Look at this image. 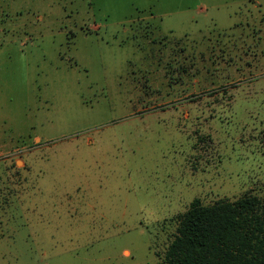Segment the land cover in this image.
Here are the masks:
<instances>
[{
    "label": "rangeland",
    "instance_id": "374dc122",
    "mask_svg": "<svg viewBox=\"0 0 264 264\" xmlns=\"http://www.w3.org/2000/svg\"><path fill=\"white\" fill-rule=\"evenodd\" d=\"M263 132L264 0H0V264H158Z\"/></svg>",
    "mask_w": 264,
    "mask_h": 264
},
{
    "label": "trees",
    "instance_id": "16d2710c",
    "mask_svg": "<svg viewBox=\"0 0 264 264\" xmlns=\"http://www.w3.org/2000/svg\"><path fill=\"white\" fill-rule=\"evenodd\" d=\"M176 218L158 264H264V195L194 197Z\"/></svg>",
    "mask_w": 264,
    "mask_h": 264
}]
</instances>
